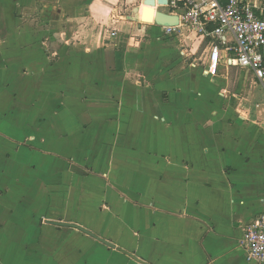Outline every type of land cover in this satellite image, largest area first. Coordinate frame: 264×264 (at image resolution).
Wrapping results in <instances>:
<instances>
[{"label":"crops","instance_id":"crops-1","mask_svg":"<svg viewBox=\"0 0 264 264\" xmlns=\"http://www.w3.org/2000/svg\"><path fill=\"white\" fill-rule=\"evenodd\" d=\"M63 1V10H83L88 19H103L118 0H80L71 6ZM53 2L0 0V98L6 67L2 59L17 57L16 49L2 52L1 47L16 44L17 27L28 29L24 40L35 43L22 63L27 81L36 86L45 78L48 86L45 41L29 29L48 20L18 18L17 11L43 13L55 7ZM137 21L133 36L115 31L111 36V30L101 46L97 35L66 39L74 44L66 47L65 42L52 54L57 57L62 110L56 120L74 124L64 136L58 133L56 156L66 169L74 168L80 186L98 188H83L91 203L71 224L113 246L67 228L87 244L71 264H141L129 255L147 264H258L247 260L241 242L245 226L264 214V103L255 95L259 86L251 72L225 59L215 78L207 75V41L194 34L165 36L153 22ZM131 22L128 27L135 24ZM112 24L124 25L118 20ZM154 39L176 42L178 58L153 54ZM15 73L9 63L14 106ZM11 139L10 157L17 149ZM1 148L0 134V153Z\"/></svg>","mask_w":264,"mask_h":264},{"label":"rangeland","instance_id":"rangeland-1","mask_svg":"<svg viewBox=\"0 0 264 264\" xmlns=\"http://www.w3.org/2000/svg\"><path fill=\"white\" fill-rule=\"evenodd\" d=\"M52 1L55 7L43 13L17 11L18 18L25 19L31 15L39 21L41 17L48 20L46 25L29 28L34 29L39 34L38 37L43 36L45 41L43 48L48 57L50 73L46 79L49 80L48 86L45 78L33 86L24 75L23 60L28 49L35 44L24 40L26 33H30L28 29L17 27L19 38L16 44L2 43L1 47L2 52L16 49L17 57L16 60L2 59V65L6 67L1 72L3 87L0 98V264H50L53 260L60 262L59 264H71L72 259L81 254V249L87 247L81 237L74 236L69 229L48 223H74L72 220L80 216L83 209L87 212L91 203L87 196H83V188L86 189L85 192L98 189L93 191L92 187L80 186L74 168L66 169L64 162L56 156L58 133L64 136L71 132L74 124L58 123L56 120L57 115H62V110H58L57 102V57L52 54L65 45L66 39L71 41L78 37L84 40L86 35H97L101 38L97 45L101 46L104 42L102 38L105 34L110 36L108 31L111 30L133 36L137 29L138 8L142 3V0H118L114 3L115 11L109 16L88 19L86 11H66L60 3L63 0ZM79 1L67 0L69 3L65 4L71 6L79 4ZM115 20L124 25L117 27L112 24ZM128 21L135 24L128 27ZM121 26H125V29L113 30ZM68 41L66 47L74 44ZM151 41V51L159 58H178L176 42L170 39ZM81 46L86 47L87 44L82 43ZM9 63L13 64L16 72L13 81L17 95L15 106L12 105L8 88ZM11 88L13 94L14 87ZM34 95L37 99L32 102ZM255 95L258 101L264 103V91L260 86ZM10 137L17 146L16 153L11 154V157L8 152ZM68 220L71 222H65Z\"/></svg>","mask_w":264,"mask_h":264},{"label":"built area","instance_id":"built-area-1","mask_svg":"<svg viewBox=\"0 0 264 264\" xmlns=\"http://www.w3.org/2000/svg\"><path fill=\"white\" fill-rule=\"evenodd\" d=\"M155 8L177 17L174 27L159 26L165 36L194 34L207 41V75L215 78L220 61L251 72L264 91V3L247 0H163ZM115 36V32L111 33ZM229 39H227V37ZM223 53V55H222ZM248 261L264 263V214L244 228L241 242Z\"/></svg>","mask_w":264,"mask_h":264},{"label":"water","instance_id":"water-1","mask_svg":"<svg viewBox=\"0 0 264 264\" xmlns=\"http://www.w3.org/2000/svg\"><path fill=\"white\" fill-rule=\"evenodd\" d=\"M164 2L163 0H158V3H162ZM150 4H152V6H155V1H152L150 2ZM155 25L157 26H164V27H174L177 25L178 21H177V17L175 16H172V15H167V14H164L160 11H155L154 12V19L152 21ZM263 54H264V48H263ZM52 225H55V226H58V227H64V228H72V229H76L88 236H90L91 238L93 239H96L98 242L112 248L113 246L108 242V241H105L101 238H98L97 236L93 235L92 233H90L89 231L87 230H84L83 228L79 227V226H76V225H73V224H65V223H60V222H48ZM130 257H132L135 261H137L138 263H141V264H147L145 262H143L142 260L140 259H136L135 257L129 255Z\"/></svg>","mask_w":264,"mask_h":264},{"label":"bare ground","instance_id":"bare-ground-1","mask_svg":"<svg viewBox=\"0 0 264 264\" xmlns=\"http://www.w3.org/2000/svg\"><path fill=\"white\" fill-rule=\"evenodd\" d=\"M154 0H144L142 5L138 8L139 19L143 23H151L154 18L155 6H152L150 2Z\"/></svg>","mask_w":264,"mask_h":264}]
</instances>
